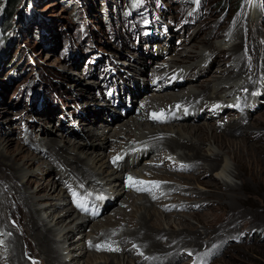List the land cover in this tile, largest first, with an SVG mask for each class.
<instances>
[{"label": "rangeland", "instance_id": "374dc122", "mask_svg": "<svg viewBox=\"0 0 264 264\" xmlns=\"http://www.w3.org/2000/svg\"><path fill=\"white\" fill-rule=\"evenodd\" d=\"M14 2L16 6L12 5ZM248 34L255 39L253 49L258 70L254 73L256 75L237 77L234 69L245 53L241 50L231 52V48L245 42V35ZM224 68L229 72L225 74ZM236 79L246 92L242 98L236 94L229 96L234 89L226 91L223 85L227 82V85L232 86ZM105 81L107 85H102ZM115 82H118L117 86ZM212 85H216V89H211ZM111 87L118 91L121 89L122 96L114 95ZM93 88L101 89L99 94L102 92L105 99H99L98 90L94 91ZM203 89L209 90L206 93L209 95L212 91L223 94L226 100L224 104L230 99L227 111L220 110L223 109L222 101L212 98L200 101L198 96L197 105L193 104L200 108L197 113L187 106L186 110L171 117V113L159 109L158 104L165 101L167 94H173L178 101H182L193 94L198 95ZM92 91L94 100L85 97ZM130 96L134 101L129 99ZM124 97L125 105L122 106L119 99ZM148 100L153 105H149ZM106 103L112 107L111 111L105 106L101 107ZM99 108L104 111L96 114ZM207 108L210 113L204 114ZM143 109L147 112L150 109L151 112L161 111L167 120H144L140 117ZM214 110L224 115L221 118L223 121L233 123L244 115L247 122H252V127L264 130V0H0V132L2 125L10 132V138L14 141V154L23 149L17 155V165L21 167L18 176L22 182H31L24 185L27 193L50 196L42 199V202L57 203L62 193L74 197L77 195L82 200L90 198V194H86L87 190L79 189L72 183V174L59 173L61 168L55 160L56 156L80 158L85 162L89 159L97 167L105 163L106 174L112 167L105 165H110L123 148L135 147V141L132 140L138 134L152 135L167 127L176 130L185 124L211 126L208 123L221 120ZM212 113L215 117L211 118ZM119 114L123 115L122 119H117ZM129 119L139 125L131 127L126 123ZM240 129L242 132L246 130L245 126ZM47 138L58 141L56 151L60 154L46 143ZM255 138L252 137L253 140L248 142L254 143ZM257 143L264 145V141ZM154 147L153 143H147L138 156L137 150L133 149L113 162L116 163L115 168L118 165L123 167L116 170L124 175L123 179L117 177L111 180L112 184H120L115 185L114 189L134 192L136 195H151V187H146L147 191L133 190L128 178L142 182L141 178L151 179L152 174L149 176L139 172L140 176L144 174L141 178L128 174L156 163V166L167 163L168 167L164 165L162 169L183 176L194 173L195 167L189 168L187 162L176 159L178 164L168 163L167 159L152 155L159 151L141 155ZM214 151H217L215 145L207 143L203 154L209 155ZM163 153L164 156L166 153L173 154ZM223 158L218 168L223 161L234 166L228 154H224ZM261 163L257 167L260 169L257 182L251 180L244 170L240 171L246 185L240 191L241 199L231 203L235 206L233 209L200 208L198 206L208 200H200L198 196L194 200H186L189 192H178L175 187L167 195L163 210L174 213L172 220L180 222L179 227L184 224L179 219L181 215L199 230L202 223H215L217 227L226 225L233 217L238 218L230 223L237 226V233L230 231L227 236L218 235L216 238L205 236L201 240L207 245L201 246L194 255L188 253L187 256L179 257L175 264H207L211 260L210 264H264V162ZM196 169L199 180L213 181L204 162ZM155 181L158 184L154 187L164 186L167 182L162 179ZM234 181L240 184L239 179ZM175 182L170 180L167 183L177 184ZM46 183L49 186L44 190ZM194 186L196 189L188 191L202 188L201 185ZM111 187L104 185V189ZM5 189L6 183L0 181V191ZM100 192L104 193L96 191V197L102 195H99ZM173 195H178L179 200L173 199ZM123 197H113L115 201L112 202H118L112 207H117ZM183 203L191 207L175 208ZM70 204L69 201L56 207H44L47 211L42 212L45 224L51 225L49 214L62 215ZM85 208H89V205ZM90 208L96 216L102 211L95 210L94 206ZM112 211L110 208L101 213V217ZM193 212L199 214L192 215ZM71 215L75 214L69 212L64 217L66 223ZM199 218L202 222L198 221ZM92 223L90 220L84 230L78 231L73 228L74 222L67 227L66 234L74 238L72 242L74 245L77 242V248L83 239L75 240L85 234L87 236V233L92 235L93 232L89 231ZM165 225L164 222L163 227L167 229ZM9 234L10 230H0V254L8 251L5 244ZM16 237L20 238L19 233ZM129 248L131 245L126 249ZM206 248L214 251L209 259L204 251ZM187 249L190 250L183 247L182 252ZM70 250L72 253L80 252V248L74 249V246ZM90 252L91 248H86L80 263L85 264ZM133 252L143 253L139 250ZM24 258L28 263H34L25 253Z\"/></svg>", "mask_w": 264, "mask_h": 264}, {"label": "bare ground", "instance_id": "6f19581e", "mask_svg": "<svg viewBox=\"0 0 264 264\" xmlns=\"http://www.w3.org/2000/svg\"><path fill=\"white\" fill-rule=\"evenodd\" d=\"M249 36V34L245 35V42L242 41L239 44H235L233 48L230 47L232 49L231 52H240L241 50L245 53L244 58L238 61L239 64L234 69L237 77L239 75L246 77L256 75L254 73L258 70L255 64L257 62L253 49L255 39ZM224 69L225 70L223 71L225 74L229 72L227 68ZM235 81V84L232 86L227 85V82L223 85L226 86V91H229L232 88L234 89L232 93H229V96L236 94L242 98L246 93L244 86L240 87V83L237 82V79ZM115 83L117 86L118 82ZM221 83H223V81ZM102 85H107V81H105ZM100 87L101 85L98 86V88ZM216 87V85H212L211 89H216ZM98 88H93V90H98L99 94L101 89ZM112 90L115 92L114 95L118 94V96H122L121 89L118 91L113 88ZM129 91L134 92L132 89H129ZM207 91L209 90L203 89L198 95L193 94L184 98L182 101H178L177 97L173 94H167L165 101L158 104L160 106L159 109H165L166 112L172 114L171 117L176 115L177 112L186 110L185 107L187 106L188 109L194 110L197 113L200 108L199 106H193V104L197 105L196 98L198 96L201 99L200 101H207L211 98L219 100L220 102L222 101L221 106L223 109L221 108L220 110L222 112L227 111L226 107L231 102L230 99H227V104H224L223 102L226 100L223 98V94H216V91L213 92L211 90V95H209V93L206 94ZM92 93L93 91L88 92L85 97L91 100L93 97ZM99 99H105L102 92L99 94ZM124 99L125 97L123 99H119L122 106L125 105V102L123 101ZM129 99L134 101L131 96ZM153 99L154 97L151 98V100ZM92 100H94V98ZM147 102L149 105H153L150 100ZM103 106H105L108 111L112 110V107H109L107 103L106 105H101V107ZM208 109L209 108L205 109L204 114L210 113ZM103 111L104 110L102 108H99V110L95 112L96 114H99L103 113ZM217 112L218 119H221L224 115L219 113V110L215 111V113ZM140 113V117L145 120L153 119V113L161 115L162 112H151V109L147 112L143 109ZM162 115L163 119H160V121L167 120L166 116H164V114ZM210 115L211 118L215 117V114L213 113ZM118 118L122 119L123 115L119 114L117 119ZM246 119L247 118L244 115H241L239 119L233 123L223 121L221 119L216 120L214 123H208L211 126L185 124L182 125V128H178L176 130H174L173 127H167L166 130L161 129L160 131H155L152 135L138 134L132 140L133 142L135 141L134 145L136 146L131 148H121L122 150L115 157H124L128 151L133 149L137 150L135 152H137L136 156H138L141 149H145L147 147V143H153L155 147L149 148L146 152H142V156L152 151H159L153 153L152 155H156V157L159 156L165 160L167 159L168 163L178 164L176 159H180L187 162L189 168L195 167V171H193L194 173L189 176H183L182 174H176L168 172L167 169V171L162 169V166L165 168L164 165H167V163L158 164L159 166H156V163L150 167L146 166L142 167L138 171L133 170L129 172L128 176H133L134 178L140 176L139 172L149 174V176L152 174L150 177L151 179H146V177L141 178L142 175H144L142 174L140 178L143 183H136L133 185V190L135 191H137V188L145 189L146 187H151L152 194L147 196L144 194L136 195L134 192H127L126 190L121 192L120 190L118 191V189H114L115 185L118 186L120 184H112L111 180L117 177H121L122 179L124 178V175H120V173H117L118 171L116 170L117 168L123 169V167H118V165L115 168L116 163L111 162L110 165L106 164L105 166L112 168L105 174V172H107L104 167L105 163L100 164V166L97 167L93 164V162H89V159L85 162L80 158L72 157L66 159V156H56L55 160L61 168L59 173L61 175H65L66 172L68 174H72V183L76 184V187L79 189L85 191L87 190L86 194H90V198L85 197L82 200V198L78 199L77 195H75L77 197L76 198L62 193L57 198L58 202L54 204L41 201L42 199L49 198L50 196L48 194L43 193V195H38L35 193L34 195H31L24 190V185H26V183L30 184L31 182L28 180L22 182L20 180V176H18V172H20L21 167L17 165V155L21 154L23 149L21 148L18 154H14L15 151L12 149L14 141L10 138V132L2 125L0 132L3 134H0V136H3L0 137V181H3L4 184L6 183V189L4 191H0V228H2L0 230H10V234L7 238V243L5 244V246H8V251L6 254H0V264H82L80 263V258L84 256L86 248H91L92 252L87 255L85 264H175L179 257H183L188 253L194 255L202 248L201 246L207 245L204 241L202 242L201 239H203V237L208 235L214 238L218 237V235L220 237H225L230 231L237 233V226H235L234 223L230 225V223L237 221L238 218L233 217L226 225H219L217 227L215 223H202L201 230H199L197 226L190 224L184 215H181V218L178 216L177 218H179L181 222H184V224H181V227H179L180 222L172 220L174 213L170 210H163V206L166 204L167 195L173 192L175 187L178 192H189V196L186 200H194L196 196L200 197V200H208V202L206 201L203 202L204 204H200V206H198L200 208L201 206L210 209L218 207L224 210V208L227 209V207L230 209L235 207L231 203L237 202L241 199L240 191L246 185L240 171L244 170V172L250 176L251 180H255L257 182L259 176H257V174L260 171L257 167L260 164H263L261 161L264 162V145L257 143L264 141V130L259 129L260 127H252V122H247L248 120L246 121ZM128 121L126 123L131 127H134L137 124L139 125V123L135 124V121L133 120L129 119ZM243 126H245L246 130H243L242 132V129L240 128ZM113 136L115 137V135ZM252 137L257 138L254 139V143H250L253 140ZM248 140L251 141L248 142ZM45 141L51 145L52 149H54L57 154H60V152L56 151L58 143L57 140L47 138ZM207 143H213L217 148V151H214L209 155L203 154L204 147ZM176 149L178 150L177 152ZM162 151L173 152V154L168 155V153H166L164 156ZM224 154H228L231 160H233V167L223 161L222 166L218 168L224 159ZM201 162L205 163L206 168L210 171L209 173L211 174L213 181H201L198 179L200 176L196 173V170H198L196 168L199 167ZM183 165L186 164H182V166ZM158 178L167 182L175 180V183L177 184L171 185L166 182L164 186L154 187L158 184V182L155 181L159 180ZM235 179H239L240 184H237L234 181ZM196 184L201 185L202 188L198 191H188L196 189L194 186ZM104 185H112V187L104 189ZM47 186H49V183H46L43 186V189L47 190ZM125 187L126 185L124 184V188ZM61 191L64 190L62 189ZM96 191H104V193L100 192L99 195H102L96 197ZM153 193L156 194L153 195ZM112 194L115 196H112ZM122 195H124V197L119 202V205H117V207H112L114 203L116 204L118 202L117 200L116 202H112L115 201L112 200V198L114 197L117 199ZM178 195H173L172 198L178 199ZM101 197L105 198L101 199ZM69 201L71 202L70 207H66L67 209H65V212L62 215L52 216L49 214V223L51 225L47 226L44 218L42 217V212L46 211L44 207L51 208L48 207V205H54L56 207ZM196 203H198V201ZM86 205H89V208H85ZM93 206L95 207V210L102 209L101 213H105L110 208L111 211H113L112 213H107L109 215L106 214L101 217L102 214L99 213L96 216L90 208ZM159 207H162V209L159 210ZM190 207L191 206H188L187 203L175 206L176 209H189ZM62 210H64V208ZM75 210H79V212H76ZM53 211L54 209L52 212ZM52 212L51 214H53ZM69 212H73L75 215L69 216V221L66 223V219H64V217ZM196 213L198 212H193L191 214L196 215ZM227 213L230 214L231 211H227ZM200 218L198 221L202 222V219ZM90 220L91 222L93 221V226L90 227L89 231L93 233L92 235L87 233V236L85 234L81 238L75 240L79 241L83 239V242H81L80 246L77 248V242L76 245L72 242L74 238L71 239L66 234L68 231L67 227L72 226L71 223L74 222L75 224L73 225V228L75 231L84 230L86 224H88ZM252 221H255V219ZM164 222L167 225V229L163 227ZM103 225H105V227H103ZM176 225L178 227H176ZM12 227H14V229ZM18 233L20 238H17L18 236L16 237ZM97 244L101 246L99 250L95 247ZM130 245L131 248L127 250L126 248ZM72 246H74V249L80 248V252L72 253L70 250ZM183 247L190 248V250L187 249L182 252ZM109 248H117L118 250L111 251L108 250ZM137 250L143 253H132V251ZM204 251L207 252L208 259L210 257L209 255L214 252L209 248L204 249ZM24 253L28 256L29 260L34 261V263H28L24 258ZM68 255L70 257L69 259H67ZM211 261L207 264H210ZM195 264L197 263L195 262Z\"/></svg>", "mask_w": 264, "mask_h": 264}, {"label": "snow or ice", "instance_id": "6c2138e0", "mask_svg": "<svg viewBox=\"0 0 264 264\" xmlns=\"http://www.w3.org/2000/svg\"><path fill=\"white\" fill-rule=\"evenodd\" d=\"M152 118H153V119L160 120V119H163V115H162V114H161V115H157V114L153 113ZM118 159H119V157H115L113 162H115V160H118ZM128 179H129V182H130V183H129V186H133V185L136 184V183H143V182H136V181H133L131 177H129ZM147 190H148V189L137 188V191H147ZM73 195H75V193H73ZM102 198H103V197H101V199H102ZM95 247L99 250V248H100L101 246H100V245H96ZM108 250H111V251H117L118 249H112V248H109Z\"/></svg>", "mask_w": 264, "mask_h": 264}, {"label": "trees", "instance_id": "16d2710c", "mask_svg": "<svg viewBox=\"0 0 264 264\" xmlns=\"http://www.w3.org/2000/svg\"><path fill=\"white\" fill-rule=\"evenodd\" d=\"M12 5H13V6H16V5H15V2H14V3H12ZM9 23H10V22H9ZM9 23H8V24H9Z\"/></svg>", "mask_w": 264, "mask_h": 264}]
</instances>
